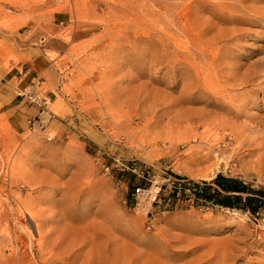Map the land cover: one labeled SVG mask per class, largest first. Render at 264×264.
<instances>
[{"label":"rangeland","instance_id":"obj_1","mask_svg":"<svg viewBox=\"0 0 264 264\" xmlns=\"http://www.w3.org/2000/svg\"><path fill=\"white\" fill-rule=\"evenodd\" d=\"M28 19L64 21L45 34L68 47L46 51L41 126L12 124L0 94V264H264V205L164 200L218 173L264 191V75L242 85L264 0H0V78ZM156 185L137 207L133 188Z\"/></svg>","mask_w":264,"mask_h":264},{"label":"crops","instance_id":"obj_2","mask_svg":"<svg viewBox=\"0 0 264 264\" xmlns=\"http://www.w3.org/2000/svg\"><path fill=\"white\" fill-rule=\"evenodd\" d=\"M27 29H19L14 33V40L22 47L21 54L26 56L19 64L12 63L9 69L2 72L0 78V94L8 97L5 105H10L9 121L18 126H25L28 120L37 114L38 109L14 94V90L25 87L31 80L39 78L42 83L52 82L58 75L56 62L48 57L46 51L62 54L68 44L65 40L49 39L46 34L52 31L59 32L64 27V21L54 24H41L35 19L27 20ZM66 27V26H65ZM3 32L9 33L10 31ZM46 33V34H45ZM45 40L42 41L41 38Z\"/></svg>","mask_w":264,"mask_h":264},{"label":"built area","instance_id":"obj_3","mask_svg":"<svg viewBox=\"0 0 264 264\" xmlns=\"http://www.w3.org/2000/svg\"><path fill=\"white\" fill-rule=\"evenodd\" d=\"M42 41L45 40L44 37L41 38ZM42 80L39 78L31 80L25 87L17 90V97L29 103L32 106H35L38 109V113L34 118L30 119V123L33 127L41 126L43 122V115L49 110V103L51 101L50 96L42 90ZM116 166L120 171L123 172H133L138 176H141L140 170L134 163L124 162L120 158H116ZM205 188V183L201 181H194L187 178L175 179L172 181V186L169 188V196L166 194L164 200L170 202L172 193L175 192L176 198L183 196L188 198L192 202L195 201H205L202 196V192ZM165 190V188H163ZM162 190V186L156 185L155 187H141L137 186L133 188L132 195L137 199V207L142 208L143 204L147 201L157 202L159 193ZM168 196V197H167ZM173 196V197H174Z\"/></svg>","mask_w":264,"mask_h":264},{"label":"trees","instance_id":"obj_4","mask_svg":"<svg viewBox=\"0 0 264 264\" xmlns=\"http://www.w3.org/2000/svg\"><path fill=\"white\" fill-rule=\"evenodd\" d=\"M171 195L174 196L175 192ZM202 196L205 201L223 207L239 206L252 214H258L264 205V191L253 190L242 180L221 173L216 174L211 183L205 182Z\"/></svg>","mask_w":264,"mask_h":264},{"label":"bare ground","instance_id":"obj_5","mask_svg":"<svg viewBox=\"0 0 264 264\" xmlns=\"http://www.w3.org/2000/svg\"><path fill=\"white\" fill-rule=\"evenodd\" d=\"M254 73H252L245 81H243L242 82V85L244 84V85H247V84H249V82H250V80L251 79H253V78H255L256 76H260V75H264L263 73H264V60L263 61H259V63H256V64H254ZM232 81V79L231 78H229V79H227V81ZM250 83H252V82H250ZM250 86V85H249ZM241 93H243V92H241ZM245 93V92H244ZM216 101L217 100H220V98H217V99H215ZM208 168V167H207ZM212 168V167H211ZM208 171V170H207ZM66 235H68L67 233H62V234H60V236H59V240L61 241V243L62 244H64V242L65 241H67L68 240V236H66ZM76 237V236H75Z\"/></svg>","mask_w":264,"mask_h":264}]
</instances>
